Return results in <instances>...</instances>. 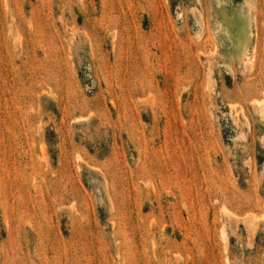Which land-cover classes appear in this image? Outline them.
I'll use <instances>...</instances> for the list:
<instances>
[{
  "label": "rangeland",
  "instance_id": "obj_1",
  "mask_svg": "<svg viewBox=\"0 0 264 264\" xmlns=\"http://www.w3.org/2000/svg\"><path fill=\"white\" fill-rule=\"evenodd\" d=\"M0 264H264V0H0Z\"/></svg>",
  "mask_w": 264,
  "mask_h": 264
}]
</instances>
